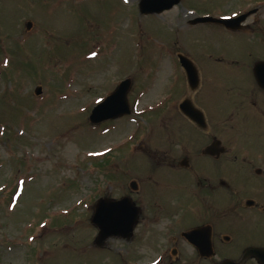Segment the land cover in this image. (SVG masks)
<instances>
[{"label":"rangeland","instance_id":"1","mask_svg":"<svg viewBox=\"0 0 264 264\" xmlns=\"http://www.w3.org/2000/svg\"><path fill=\"white\" fill-rule=\"evenodd\" d=\"M139 1L0 0V264H121L125 250L93 244L94 202L126 193L143 172L138 150L203 148L179 136L185 97L209 102V130L230 151H264V118L245 113L264 107L250 74L264 56V0H181L149 15ZM254 8L247 21H258L261 41L190 24ZM179 54L197 67L193 92ZM127 78L132 113L91 124L93 107Z\"/></svg>","mask_w":264,"mask_h":264},{"label":"flooded vegetation","instance_id":"2","mask_svg":"<svg viewBox=\"0 0 264 264\" xmlns=\"http://www.w3.org/2000/svg\"><path fill=\"white\" fill-rule=\"evenodd\" d=\"M247 20L239 30H227L253 36L254 42L261 41L260 31L253 30L258 21ZM258 61H264V56L252 57L250 74L258 94L264 95V88L257 84L254 75ZM186 98L200 110L203 126L179 109L185 117V132L179 136L186 146L195 144L199 138L201 144L207 143L201 149L175 151L182 155L149 147L141 155L138 150L141 156L138 165L143 172L136 168L137 176L128 182L126 193L110 197L118 200L126 196L132 202L136 212L133 232L127 237L112 236L103 247H95L125 250L127 254L121 264H221L226 260L259 264L247 251L264 248V151H230L224 140L209 130L208 116L214 112L209 102L202 99L199 105L195 98ZM204 104L209 105L204 108ZM254 106L256 109L247 108L245 113L253 110L260 119L264 118V107ZM217 140L220 150L205 151ZM150 158L156 167L145 172L144 165H149ZM193 160H199L198 168ZM231 162L237 165L230 166ZM160 167L165 173H153ZM162 175L176 177L178 182L167 181ZM111 241L120 245L112 246Z\"/></svg>","mask_w":264,"mask_h":264},{"label":"water","instance_id":"3","mask_svg":"<svg viewBox=\"0 0 264 264\" xmlns=\"http://www.w3.org/2000/svg\"><path fill=\"white\" fill-rule=\"evenodd\" d=\"M181 0H140L139 10L143 14L161 13L171 9L173 6L180 3ZM256 12V9L242 13L236 17H214L210 15L196 17L190 21L191 24L213 22L219 23L232 30H238L243 26V22L247 17ZM26 29L32 27V22L27 21ZM179 60L184 68L189 85L195 89L198 85V72L192 60L186 55L179 54ZM254 75L258 85L264 88V61H258L254 65ZM131 88V80L129 78L121 81L113 92L105 97L101 102L93 107L89 121L93 124H98L108 119H115L120 116L130 114L131 109L128 101V92ZM42 92L41 87L35 89V94ZM181 111L190 119L195 120L200 126H203L201 121V112L196 109L189 99H185L180 104ZM219 140L207 146L205 151L220 150L217 145ZM132 202L128 197L124 196L118 200L110 197L98 198L94 204V211L91 216V222L98 228V233L94 239L96 246L103 247L107 239L112 236L127 237L134 229L136 222V212L132 209ZM249 252V253H248ZM247 255L256 258L259 264H264V248H250ZM221 264H239L233 260H226Z\"/></svg>","mask_w":264,"mask_h":264}]
</instances>
